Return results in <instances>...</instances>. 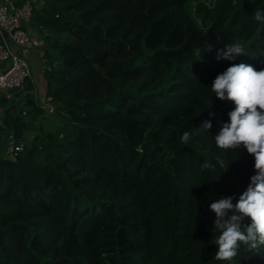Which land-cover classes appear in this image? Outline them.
Here are the masks:
<instances>
[{
  "label": "trees",
  "instance_id": "16d2710c",
  "mask_svg": "<svg viewBox=\"0 0 264 264\" xmlns=\"http://www.w3.org/2000/svg\"><path fill=\"white\" fill-rule=\"evenodd\" d=\"M208 1L43 0L34 10L59 121L34 125L51 114L31 92L23 105L0 98V264H264V246L216 259L208 207L220 195L235 203L254 172L243 147L215 145L233 104L211 82L231 64L264 68V24L253 19L264 0ZM208 43L246 54L217 61L215 49L202 53ZM10 133L23 142L15 160L4 155Z\"/></svg>",
  "mask_w": 264,
  "mask_h": 264
},
{
  "label": "clouds",
  "instance_id": "9594fccd",
  "mask_svg": "<svg viewBox=\"0 0 264 264\" xmlns=\"http://www.w3.org/2000/svg\"><path fill=\"white\" fill-rule=\"evenodd\" d=\"M253 19L264 24V8L257 9ZM213 49L217 61H231L240 54H246L238 43L222 48L208 43L202 53ZM202 53L197 60L201 59ZM211 90L219 100L233 104L227 112L228 120L219 123V131L214 138L216 147L225 150L243 147L253 157L254 172L236 202L233 203L232 196L220 195L208 205L215 216L212 229L220 233L215 241L216 259L231 262L241 244L251 249L264 246V68L258 70L244 62L231 64L215 76ZM214 116L215 113L209 111V117ZM212 126L211 119L204 120L197 127L198 134L210 132ZM191 138L192 134L185 131L180 140L188 144ZM204 167L213 168L214 165L206 163ZM246 217L249 221L245 225Z\"/></svg>",
  "mask_w": 264,
  "mask_h": 264
},
{
  "label": "built area",
  "instance_id": "2783aa9c",
  "mask_svg": "<svg viewBox=\"0 0 264 264\" xmlns=\"http://www.w3.org/2000/svg\"><path fill=\"white\" fill-rule=\"evenodd\" d=\"M39 7L34 0H25L19 5L13 0L0 1V98L13 99L22 102L21 105L24 96L34 91L31 59L41 56L39 45H42V39L29 28L33 12ZM26 84H31V89L27 90ZM36 99L42 108L38 97ZM41 102L45 101L42 99ZM22 113L25 114V108ZM22 149L23 142L10 133L6 137L4 155L15 160Z\"/></svg>",
  "mask_w": 264,
  "mask_h": 264
},
{
  "label": "rangeland",
  "instance_id": "374dc122",
  "mask_svg": "<svg viewBox=\"0 0 264 264\" xmlns=\"http://www.w3.org/2000/svg\"><path fill=\"white\" fill-rule=\"evenodd\" d=\"M210 1L213 2V0H210ZM207 2H209V1L207 0ZM37 5L41 6L42 3H39ZM36 37L41 38V36H39V35H36ZM40 45H39V47L41 48L42 45L41 46ZM40 53H41V49H40ZM257 55H259V53H257ZM44 64H45V60H44L43 56H34L31 59L32 77L35 81V84L33 87L34 88L33 94L35 95L36 98L38 97L39 102L42 105L43 110L45 112L51 114V115H47L45 113L39 112L38 115H36L32 119V121H33L34 125L40 126L41 128H43L45 130H50V129H53L55 127V125L58 123L59 120L55 114V106L56 105H54V103L51 102L52 97L49 96L46 92V85H44V87H42L43 82H45L44 76H43V72H44V68H45ZM43 95H46V97H43ZM42 99L45 102H41ZM20 103H22V102H20ZM34 134H35L34 132H28L27 131L26 132V138L29 140V139H31V137L34 136Z\"/></svg>",
  "mask_w": 264,
  "mask_h": 264
},
{
  "label": "crops",
  "instance_id": "0c3cea01",
  "mask_svg": "<svg viewBox=\"0 0 264 264\" xmlns=\"http://www.w3.org/2000/svg\"><path fill=\"white\" fill-rule=\"evenodd\" d=\"M1 1V0H0ZM16 4H21V3H23L25 0H13ZM31 1H33V0H31ZM35 2H36V4H39V3H42L43 4V1L42 0H34ZM42 6V5H41ZM41 6L39 7V8H41ZM41 54V53H40ZM44 81H45V79H44ZM44 85H46L45 84V82H43V86L42 87H44ZM40 89V88H39ZM2 114H3V108L1 107L0 108V129L2 128ZM4 148H5V145H4Z\"/></svg>",
  "mask_w": 264,
  "mask_h": 264
},
{
  "label": "water",
  "instance_id": "95a60500",
  "mask_svg": "<svg viewBox=\"0 0 264 264\" xmlns=\"http://www.w3.org/2000/svg\"><path fill=\"white\" fill-rule=\"evenodd\" d=\"M45 66H47V62L45 61ZM158 150H161V147H157ZM163 154H166V152L164 151Z\"/></svg>",
  "mask_w": 264,
  "mask_h": 264
}]
</instances>
